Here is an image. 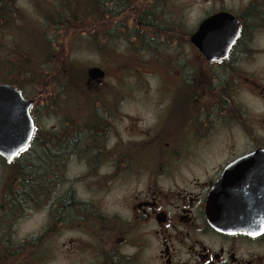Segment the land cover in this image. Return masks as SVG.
Returning <instances> with one entry per match:
<instances>
[{"label":"flooded vegetation","instance_id":"flooded-vegetation-1","mask_svg":"<svg viewBox=\"0 0 264 264\" xmlns=\"http://www.w3.org/2000/svg\"><path fill=\"white\" fill-rule=\"evenodd\" d=\"M17 1L0 0L2 33ZM95 1L109 14L125 2L120 16L136 2ZM232 1L212 14L236 20L226 57L157 73L155 126L36 124L14 160L0 156V264H67L69 244L80 264H264V0Z\"/></svg>","mask_w":264,"mask_h":264},{"label":"rangeland","instance_id":"rangeland-1","mask_svg":"<svg viewBox=\"0 0 264 264\" xmlns=\"http://www.w3.org/2000/svg\"><path fill=\"white\" fill-rule=\"evenodd\" d=\"M224 2L136 0L129 2L130 9L120 16L113 11L110 14L94 12L98 7L95 0H66L64 4L62 0H18L14 3L17 11L9 29L0 31V61L18 64L21 59L24 64L28 63V59H33L35 48L38 63L46 35L55 50L52 66L46 70L67 67L72 76H79L80 72L85 77L81 85L59 84V94L52 98L50 105L45 103L46 93H40L44 89L34 82L36 66L35 72L31 71L33 67H19L18 72L3 67L0 84H10L26 98L36 100L32 114L38 126L106 123L107 120L110 126H155L161 102L157 73L162 72L164 64L172 70L171 60L191 64L201 58V52L190 42L191 37L205 18L222 11L223 6L236 5L232 0ZM133 6L135 13L131 10ZM65 8L69 13L75 12L72 26L55 17L58 11H66ZM138 15L143 17L134 18ZM60 62L65 64L59 65ZM92 67L101 68L105 73L103 83L96 89L87 86V71ZM55 83L51 90H55ZM115 196L110 194L111 199ZM76 233L69 230L66 238ZM54 260L51 264H59V259L56 263ZM67 264H80L70 244Z\"/></svg>","mask_w":264,"mask_h":264},{"label":"water","instance_id":"water-1","mask_svg":"<svg viewBox=\"0 0 264 264\" xmlns=\"http://www.w3.org/2000/svg\"><path fill=\"white\" fill-rule=\"evenodd\" d=\"M235 18L227 13H217L204 19L191 42L210 61L228 55L238 34L233 33ZM229 25L227 28H225ZM104 70L98 67L87 71L88 82L103 79ZM34 101L10 84H0V156L14 160L30 144L36 122L31 113ZM223 184L219 183L211 198L212 213L221 219L216 226L223 228Z\"/></svg>","mask_w":264,"mask_h":264},{"label":"trees","instance_id":"trees-1","mask_svg":"<svg viewBox=\"0 0 264 264\" xmlns=\"http://www.w3.org/2000/svg\"><path fill=\"white\" fill-rule=\"evenodd\" d=\"M116 7L118 8L119 5L116 4ZM117 8H116V10H117ZM65 9H66V11L65 10L58 11L55 17H57L58 21L66 22L69 26H72V23L76 18L74 15L75 12L73 11V12L69 13L67 11V8H65ZM116 10H114L113 13L115 15H118V13H116ZM148 24H150V23H148ZM40 49L42 50V59L40 61H38V63L36 60L35 48H34V55L32 57L33 58L32 61H31V59H28V61H27L28 63H25V64L22 61H20L21 59L18 61V64L0 61V71L3 67H10V69L14 70L15 72L20 71V68L33 67V70H31V71H34V67L36 66V74L37 75L36 76L34 75V82L39 83V85L44 89L40 93H42V94L46 93L45 94V103L48 102V104L50 105L52 103V101H51L52 98L55 95L59 94V92H58L59 91L58 90L59 84L63 87L71 86L72 82H75L78 85H81V83H83V79L85 76H82L80 72H79V76H72L71 71H69V68L67 69V67L56 68L52 71L46 70V67L50 68L52 66V62L54 59V51H55L54 46L51 45L50 42H48L46 35L44 36L43 48H40ZM43 55H44V58H43ZM27 58H29V57H27ZM63 64H65V63L60 62L59 65H63ZM43 66H45V67H43ZM59 76H61V78H58ZM65 78H66V81H64ZM54 81H56V83L53 85V88H55V90H51L50 88L52 87V83ZM47 88H49L50 90H47V92H46Z\"/></svg>","mask_w":264,"mask_h":264},{"label":"bare ground","instance_id":"bare-ground-1","mask_svg":"<svg viewBox=\"0 0 264 264\" xmlns=\"http://www.w3.org/2000/svg\"><path fill=\"white\" fill-rule=\"evenodd\" d=\"M206 19V18H205ZM128 27V26H127ZM73 46V45H72ZM18 89V88H17ZM20 90V89H19ZM21 91V90H20Z\"/></svg>","mask_w":264,"mask_h":264}]
</instances>
